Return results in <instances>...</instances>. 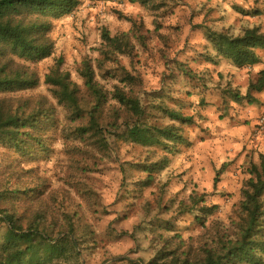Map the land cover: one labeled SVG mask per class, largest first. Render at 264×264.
<instances>
[{
  "label": "rangeland",
  "instance_id": "obj_1",
  "mask_svg": "<svg viewBox=\"0 0 264 264\" xmlns=\"http://www.w3.org/2000/svg\"><path fill=\"white\" fill-rule=\"evenodd\" d=\"M76 1L72 13L49 19L51 57L36 62L16 59L38 75V85L0 93V106L16 108L22 100L37 105L43 99L54 110L56 123L43 125L45 145L33 160L0 145V184L9 182L14 168L18 175L11 176L21 180L20 187L33 182L41 188L38 197L17 203L24 222L45 213L56 234L68 229L72 218L81 244L76 257L69 255L59 264H147L162 238L170 240V251L188 248L192 255L206 246L220 249L237 240L242 189L251 178V167L264 154V118L256 104L233 101L229 85L240 87L234 85L236 69L228 59H218L207 34L211 30L242 35V21H252L237 10L253 12L254 4L264 0ZM104 30L111 36L128 34L133 54L106 61L101 54ZM59 60L88 102L91 98L79 74L84 60L92 61L96 80L108 93L118 87L133 89L145 110V124L181 128L164 110L193 117L194 123L182 128L187 143H132L118 137L124 128L111 125L105 126V145L90 136L77 138L73 131L78 122L71 121L45 83ZM127 73L140 83H124ZM103 118L119 125L133 120L114 101ZM162 159L169 161L166 169L146 171ZM147 178L152 182L144 185ZM194 195H204L201 207L214 208L208 216L196 211L201 223L186 212ZM261 200L264 205V195Z\"/></svg>",
  "mask_w": 264,
  "mask_h": 264
},
{
  "label": "trees",
  "instance_id": "obj_2",
  "mask_svg": "<svg viewBox=\"0 0 264 264\" xmlns=\"http://www.w3.org/2000/svg\"><path fill=\"white\" fill-rule=\"evenodd\" d=\"M77 6L76 0H0V93L26 91L38 85V75L22 67L16 59L36 62L51 57L54 44L48 37L52 28L49 19L68 15ZM133 25L135 27L136 23L133 22ZM207 36L213 42L216 53L231 61L238 69L260 62L257 49L264 50V31L258 27L246 29L238 37L211 30H208ZM102 39L105 48L101 54L106 61H112L117 54H133L130 36L126 33L111 36L104 30ZM79 74L91 102L81 95L79 85L71 80L69 73L62 70L60 60L45 77V83L50 87L57 104L68 111L71 121L78 122L73 131L77 138L90 136L99 145H105V126L111 125L113 128H124L118 137L132 143H187L182 128L193 124V117L164 110L171 121L178 123L181 128L174 124L165 127L145 124V110L132 88L118 87L111 94L105 91L96 80L91 60L83 61ZM127 77L124 83H140L135 76L128 74ZM229 88L234 102L256 104L258 100L254 93L264 92V69L258 73L256 80L250 81L245 95L232 89L231 85ZM110 101L116 102L133 120L122 121L120 125L118 122L107 124L103 120V113ZM112 111H115L114 108ZM120 116L118 112L116 119H120ZM55 123L53 107L47 100L42 99L37 105L22 100L16 108L4 104L0 106V145L7 151L29 156L33 160L45 145L41 135L43 125L52 126ZM165 149L169 151V146H165ZM259 159L260 163L251 167V178L242 189L240 236L237 240L223 244L220 249L206 246L192 255L188 248L170 251V240L162 238L156 256L147 264H264V205L261 200L264 195V154H260ZM168 163L167 159H162L145 168L154 174L166 169ZM7 168L10 172L11 165L7 164ZM11 175H18L14 168L9 174V182L0 184V264H59L69 255L76 257L77 246L81 243L76 236L72 218L68 229L56 234L49 229L45 213L37 219L24 222L25 218L19 213L17 203L23 198L38 197L41 188L33 182L22 188L21 180ZM149 182H152L151 178H147L144 185ZM217 182L218 178L215 179ZM189 200L191 206L186 208V212L195 214L197 221L201 218L196 215V211L208 216L214 210L213 207H201L204 195H194ZM169 230L171 232V228Z\"/></svg>",
  "mask_w": 264,
  "mask_h": 264
},
{
  "label": "crops",
  "instance_id": "obj_3",
  "mask_svg": "<svg viewBox=\"0 0 264 264\" xmlns=\"http://www.w3.org/2000/svg\"><path fill=\"white\" fill-rule=\"evenodd\" d=\"M243 2H246V1L243 0ZM240 7L243 8V7H245V5L241 4ZM244 9H238L237 11L240 14L244 13L245 16H249V15L252 16V17H245L244 16V18H248L252 21L251 24H248V22L246 20L242 21V23L244 24V28H245L244 30L249 29V28L251 29V28L258 27L262 31H264V22H263L264 20L261 19L262 15H264V4H262V5L261 4H254V6L252 8L253 12H250V13H249V11H246ZM244 30H243V32H244ZM232 37H234V36H232ZM257 54H258V57L260 59V62L254 66L246 67L243 69H238L234 65L231 64L236 69V71L234 72L235 77L233 78L234 83H235L234 85L240 86L238 90L242 91L240 93L242 95L246 94L250 81L256 80L258 73L264 69V50L263 49H257ZM222 57H224V56L219 55L218 59H220ZM241 79H244V82H241L240 81ZM254 97L258 100V102L256 103V106L258 108H260V110L258 112L260 114H262V118H264V92L254 93Z\"/></svg>",
  "mask_w": 264,
  "mask_h": 264
}]
</instances>
